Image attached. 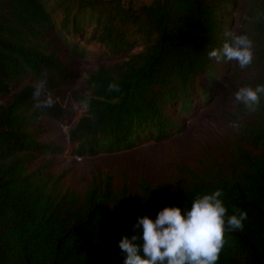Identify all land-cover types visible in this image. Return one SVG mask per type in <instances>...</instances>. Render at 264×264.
Wrapping results in <instances>:
<instances>
[{
    "label": "trees",
    "instance_id": "trees-1",
    "mask_svg": "<svg viewBox=\"0 0 264 264\" xmlns=\"http://www.w3.org/2000/svg\"><path fill=\"white\" fill-rule=\"evenodd\" d=\"M241 30L264 44V0H245ZM237 0H0V264H123L118 244L133 232L138 217L155 220L165 207L190 210L197 195L223 190L228 209L247 212L242 231L228 232L217 264H264V152L239 150L226 177L193 175L175 190L141 180L138 194L126 185L114 190L110 175L93 177L82 192L62 189L48 172L64 147L40 141L32 126L43 115L59 119L56 104L34 107V85L12 90L29 77L47 80V90L65 77V66L48 37L73 52L78 39L96 42L124 56L86 78L89 95H78L84 113L68 130L80 156L114 153L147 141H163L180 130L172 109L185 116L199 99L208 100L228 62L209 59L222 48ZM50 38V39H51ZM58 39V40H57ZM140 47L139 50H134ZM259 72L246 87L264 85V45L255 50ZM119 91H108L109 84ZM243 108L245 106L243 105ZM259 119L238 137L264 145V96ZM143 244L142 239L137 241Z\"/></svg>",
    "mask_w": 264,
    "mask_h": 264
},
{
    "label": "rangeland",
    "instance_id": "rangeland-1",
    "mask_svg": "<svg viewBox=\"0 0 264 264\" xmlns=\"http://www.w3.org/2000/svg\"><path fill=\"white\" fill-rule=\"evenodd\" d=\"M135 1L148 3L151 0ZM244 1L237 0V5L231 10L232 21L228 32L234 35L241 30L238 13L246 5ZM51 37L47 40L51 43V50L65 66V77L58 79L57 85L49 92L63 114L59 119L43 115L31 129L40 141L62 146L64 151L32 161L30 169L40 162L49 161L47 170L60 177L62 189L82 192L93 177L110 175L114 190L126 185L135 195L138 194L141 180L175 190L190 184L193 175L207 179L228 176L236 165L239 150L253 156L264 152V145L252 144L238 137L240 128L259 119L258 109L249 112L246 107L243 108V104L234 100L235 93L241 87L252 84L259 72L254 59L251 67L245 69H241L235 61L228 62L211 97L206 101L202 98L196 101L195 111L191 115L180 114L177 106L174 107L173 114L182 127L168 139L147 141L114 153L94 156L74 154L73 145L68 140V130L85 110L83 103L75 99L76 96L90 94L86 88V78L90 73L98 67L111 66L124 56L111 55L98 43H86L81 39L77 40L79 51L73 52L67 45ZM263 45L262 40L253 41L254 51ZM25 84L35 85V81L26 77L13 82L11 88L15 90ZM233 122L239 123V127H230Z\"/></svg>",
    "mask_w": 264,
    "mask_h": 264
},
{
    "label": "clouds",
    "instance_id": "clouds-1",
    "mask_svg": "<svg viewBox=\"0 0 264 264\" xmlns=\"http://www.w3.org/2000/svg\"><path fill=\"white\" fill-rule=\"evenodd\" d=\"M231 42H225L220 49L208 53L209 59L219 62L238 63L241 69L251 67L254 60L253 41L247 35H234ZM108 91H119L116 84H109ZM264 96V85L241 87L234 100L243 104L249 112H255ZM33 98L37 109H49L56 101L47 90V80L41 79L34 85ZM230 127L238 128L233 122ZM223 190L210 194L197 195L190 210L180 207H165L155 220L145 215L137 218L133 232L142 227V236L133 234L123 236L118 244L125 255L123 264H217L224 249L228 232L242 231L244 221L248 219L246 211L233 208L234 214L228 215V209L221 197ZM140 245L137 241L141 240Z\"/></svg>",
    "mask_w": 264,
    "mask_h": 264
},
{
    "label": "built area",
    "instance_id": "built-area-1",
    "mask_svg": "<svg viewBox=\"0 0 264 264\" xmlns=\"http://www.w3.org/2000/svg\"><path fill=\"white\" fill-rule=\"evenodd\" d=\"M77 159H81V157H76Z\"/></svg>",
    "mask_w": 264,
    "mask_h": 264
}]
</instances>
